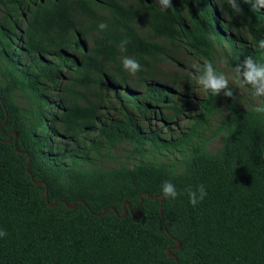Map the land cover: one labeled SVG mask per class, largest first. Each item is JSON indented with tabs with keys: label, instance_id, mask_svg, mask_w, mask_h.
<instances>
[{
	"label": "trees",
	"instance_id": "trees-1",
	"mask_svg": "<svg viewBox=\"0 0 264 264\" xmlns=\"http://www.w3.org/2000/svg\"><path fill=\"white\" fill-rule=\"evenodd\" d=\"M261 39L257 0H0V264H264V99L204 90L180 128L193 82L161 67L183 47L235 72ZM119 144L139 159L96 162Z\"/></svg>",
	"mask_w": 264,
	"mask_h": 264
},
{
	"label": "rangeland",
	"instance_id": "rangeland-1",
	"mask_svg": "<svg viewBox=\"0 0 264 264\" xmlns=\"http://www.w3.org/2000/svg\"><path fill=\"white\" fill-rule=\"evenodd\" d=\"M169 47L171 45L168 44ZM173 56L175 55V58L172 59L171 57L164 62L161 63V67L166 71L167 77L165 76V80H170L169 76L176 74L179 77H184V75L190 74V80L193 82V95H183L180 94L179 98L181 97V103H180V110L181 113L176 115V118L174 119V122L178 121V126L181 128L185 126L188 122V117L194 115L195 108H196V99L200 98L204 94V90L201 88L200 85L196 83V69L199 68V62L196 60L190 59L189 52L184 49L183 47L180 48H174L172 47ZM188 66V67H187ZM217 70L220 73H223L225 78L228 80V87L232 89V96L234 99L240 104L242 107H248L249 105L255 104L260 102V100L264 99V96H256L254 94V89L246 83L243 82L242 77H237V74L233 72L227 65L225 59L223 56H219L217 58ZM223 89L221 90V94L223 93ZM222 108H226L224 105H220ZM116 112V110H111V113ZM222 114H219L217 116H213L211 118L210 124L215 127L216 124L219 122L220 117ZM152 126L151 129H160V135H163L166 132V128H162L161 123L159 122H151ZM172 129L176 130L177 126L172 125ZM213 131L208 129L206 131V135L209 136L211 132ZM221 137L215 136L213 137L209 142V149L215 150L216 147L221 145ZM133 148L130 145L127 144H119L115 146L110 156H104L101 159L99 158L96 162L99 165L103 166H116L119 163L125 162L128 164L134 163L136 159H139V155H136L132 152ZM167 157L166 153L161 152L158 150V152L154 150H150L146 157L152 158V157Z\"/></svg>",
	"mask_w": 264,
	"mask_h": 264
},
{
	"label": "clouds",
	"instance_id": "clouds-1",
	"mask_svg": "<svg viewBox=\"0 0 264 264\" xmlns=\"http://www.w3.org/2000/svg\"><path fill=\"white\" fill-rule=\"evenodd\" d=\"M257 3L264 7V0H257ZM162 9H167L171 4V0H159ZM106 27L104 23L98 24V28L103 30ZM122 42V46H123ZM260 48H264V39L258 42ZM122 67L129 72H136L139 70V62L129 56H124L121 60ZM243 66V72H240V67ZM237 77H242L243 82L250 85L254 89L256 96H264V63L254 61L251 57H246L240 64L235 66ZM196 83L205 91L217 95L223 89L225 97H231L232 89L228 87V80L223 73L216 71L210 62H206L201 73L197 76ZM254 111L259 114H264V104H257ZM160 192L163 196L175 199L177 190L173 183L164 181L160 187ZM189 203L195 205L202 200L206 195L203 185L198 186L195 190H187ZM4 233L0 232V236Z\"/></svg>",
	"mask_w": 264,
	"mask_h": 264
},
{
	"label": "water",
	"instance_id": "water-1",
	"mask_svg": "<svg viewBox=\"0 0 264 264\" xmlns=\"http://www.w3.org/2000/svg\"><path fill=\"white\" fill-rule=\"evenodd\" d=\"M73 205H74V204H73ZM73 205H72V206H73ZM106 211H107V210H104V212H106Z\"/></svg>",
	"mask_w": 264,
	"mask_h": 264
}]
</instances>
